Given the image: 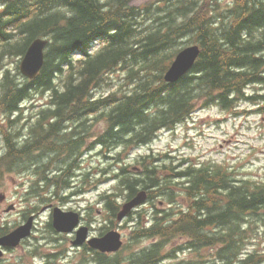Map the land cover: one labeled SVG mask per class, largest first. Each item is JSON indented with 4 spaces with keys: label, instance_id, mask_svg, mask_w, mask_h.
Instances as JSON below:
<instances>
[{
    "label": "trees",
    "instance_id": "1",
    "mask_svg": "<svg viewBox=\"0 0 264 264\" xmlns=\"http://www.w3.org/2000/svg\"><path fill=\"white\" fill-rule=\"evenodd\" d=\"M132 1L0 0V114L19 113L31 94L49 91L52 109L41 110L40 115H59L58 123L77 114L105 117L109 128L99 140L114 146L149 140L156 130L187 118L201 102H219L231 109L246 96L249 85L264 84V0H236V7L222 13L219 23L202 0H163L154 15ZM38 36L51 38L44 69L35 80L21 81L11 63ZM182 38L200 42L202 52L190 74L169 84L164 72L176 51L172 48L182 44ZM96 44L100 47L91 53ZM120 65L127 78L135 79V89L96 99L93 87ZM41 123L39 119L36 129H41ZM17 137L10 124L0 157L2 171L24 169V164L36 159L35 152L51 146L43 134H35L33 141L23 145ZM140 162L141 178L128 175L125 179L130 192L136 193L140 185L155 187L151 198L190 203L176 212L163 209L161 221L142 232L162 241L134 253L130 264H155L163 257L162 243L180 237L198 251L197 264L204 262L206 249L213 255L206 264H264L263 255L241 256L249 238L243 223L257 216L264 220V184L238 181L219 165H190L175 171L164 162L147 163L146 157ZM128 170L123 168L124 173ZM7 231L0 227V236ZM95 261L124 264L126 259L97 253Z\"/></svg>",
    "mask_w": 264,
    "mask_h": 264
},
{
    "label": "rangeland",
    "instance_id": "2",
    "mask_svg": "<svg viewBox=\"0 0 264 264\" xmlns=\"http://www.w3.org/2000/svg\"><path fill=\"white\" fill-rule=\"evenodd\" d=\"M158 1L159 0H134L133 3L143 6L151 3L156 4ZM230 1L232 0H222L223 8L227 7L228 2ZM145 25L146 22L141 19L140 28H144ZM184 43L176 45L172 49L178 50ZM12 65H15V63ZM15 73H18L17 70ZM123 79V71L120 69L116 70L110 74L109 80L111 84H109V86L106 85L104 88H99L97 94L99 97H103L117 92V90L124 92L135 89V79ZM248 92L254 95H263L264 86H252L248 89ZM44 95L46 97L42 94H38L32 103L26 105L27 109L25 117H23L21 121L19 119L13 123H4L0 118L1 154L2 149L5 146V137L2 131L7 130L9 125L12 124L13 131L24 129L25 126H29L27 128V133H30L32 122L27 124L25 118H29L36 113L40 108H38V106L47 105L48 94L45 93ZM205 106L206 107L203 105L198 106L197 108L199 109L192 115V117L176 128L160 131L150 145L130 149L128 151V155L130 154L131 156L130 160L137 159L140 155L149 152H166L172 156L171 161L175 165L181 163H186V165L191 163L200 164L204 162L213 164L220 163L229 168H233L234 171H236V174L239 175V178L245 177L258 182L264 181V104H253L250 101L242 100L239 103L238 110L235 114H231L229 111H223L216 105H211V103ZM92 118L93 117L91 116L90 119ZM63 125H72V123L68 124V122L65 121ZM97 125L98 127L105 126L104 123H97ZM4 132L6 133V131ZM65 133L66 132L62 131L61 135H64ZM43 155L44 153L40 155H37L36 153L37 160L35 159L34 161H37V164L34 166H39L43 160L47 161L50 158V155H47V157L43 159ZM107 155H109L108 152L101 153L98 149L94 155L87 154L85 164L86 166H93L96 164L100 169H106L109 167ZM132 163H134V160H132ZM134 164H136V162ZM24 165L27 166L26 164ZM29 165L33 166V164ZM134 171L137 170L135 169ZM31 174L33 173H7L6 170H4L0 175V196H6L5 200L0 202V220L2 223L4 222L10 227L19 225L21 221H23V215H25V213L28 214L29 210L27 209L33 208V203L38 205L36 210L38 212L36 213V230L34 231L33 237L27 240L28 242H25L19 248L13 251H8L2 261H0V264H33L35 259L33 257L34 254L39 255L35 262L40 263L41 260L44 261V259L41 258L43 255H54L52 252H56L58 255L54 264H81L82 258L80 253L77 254L75 250L69 249L67 245L55 248L57 245L63 243L64 240H61V237H58L57 235H55V238L53 237V232L51 233V230L48 228L49 226H47V220L49 219L48 211L43 209L48 203L63 207H79L81 205L82 210H85L89 204H92L96 207L95 216L97 221L95 223V228L99 233L101 228L103 231L105 225H107L106 223H108L106 213L104 212L102 215L99 214L100 211L104 210V204L101 203L100 195L116 193V195L119 196L116 197V199H119V202H123L122 200L124 199L125 192L121 191L122 187L120 186L119 178L112 172L110 174L102 173L101 176H99L101 179L96 186L90 188L83 196H80L82 200L81 202H79L80 200L72 199L70 202L64 203L60 199L55 198L48 200L45 203L42 199V190L39 186L33 187V191L35 189L40 190L37 192L39 199H37L36 194H34L35 197L29 195L28 189L33 183V177ZM38 174L40 175V172H38ZM139 176L141 177V175ZM78 177L79 176H76L73 180H79L80 177ZM167 178L170 182H174L171 178ZM159 201L160 200L155 201V204L157 203L156 207L159 205L160 207L165 208L166 206L159 204ZM12 204L17 205L18 208L12 212H6ZM153 208L154 202L151 201H148L147 204L139 208V210H147V215L144 214V219L146 216H150V214L152 216L153 211L150 213H148V211ZM254 220L256 221L254 223V239H252L249 247L250 250L256 249L259 252H264V222H261V220L257 218ZM131 225L132 223L126 228L122 227L120 229L121 232L125 234L124 238L130 248H135L137 251L141 249V247L144 248L157 240V238H151L134 242L131 239L130 234L132 230ZM185 242L186 240L181 239L171 240V242L167 244L164 254L167 255L171 249L178 250L181 245L185 246ZM65 249L67 258L61 260L59 254L61 253V250ZM127 253L128 255L130 254L129 249L127 250ZM21 255L25 256V260H23L22 263L18 260ZM191 258H196V252H191L189 249L182 248L170 256V258L163 260L162 264H187L188 259Z\"/></svg>",
    "mask_w": 264,
    "mask_h": 264
},
{
    "label": "water",
    "instance_id": "3",
    "mask_svg": "<svg viewBox=\"0 0 264 264\" xmlns=\"http://www.w3.org/2000/svg\"><path fill=\"white\" fill-rule=\"evenodd\" d=\"M46 41L41 38L35 39L29 46L26 56L21 64L22 71L30 76L35 77L44 63V47ZM200 50L198 46H191L181 51L172 67L169 69L166 79L171 82L178 81L193 65L196 58L199 56ZM146 199V192H141L137 198L127 203L124 206V210L120 213L119 219H122L130 210L143 202ZM56 227L59 230H72L79 222L78 214L67 215L60 210L56 211ZM65 216H71V218H66ZM32 220L23 226H20L13 232L6 236L0 237V246H17L20 241L30 235L32 228ZM80 237L77 243H83L87 236V228H82L79 232ZM119 234L112 232L108 236L102 239L92 240L90 243L93 247L101 249L103 251H115L121 247V242L119 241ZM3 255V251L0 248V256Z\"/></svg>",
    "mask_w": 264,
    "mask_h": 264
},
{
    "label": "bare ground",
    "instance_id": "4",
    "mask_svg": "<svg viewBox=\"0 0 264 264\" xmlns=\"http://www.w3.org/2000/svg\"><path fill=\"white\" fill-rule=\"evenodd\" d=\"M137 5V4H136ZM187 18V17H186ZM139 19V18H138ZM184 21H187V20H184ZM151 30V29H150ZM223 31V30H222ZM149 33V32H148ZM195 34V33H194ZM198 34V33H197ZM97 42V41H96ZM162 43V42H161ZM200 43V42H199ZM155 44V43H154ZM92 49V48H91ZM164 56V55H163ZM129 70V69H128ZM118 75V74H117ZM119 79V78H118ZM125 82V81H124ZM123 83V82H122ZM188 101V100H187ZM165 106V105H164ZM5 115V114H4ZM33 117V116H32ZM2 120V119H1ZM2 124V123H1ZM9 125V124H8ZM29 127V126H28ZM4 131V130H3ZM4 143V142H3ZM97 143H99V144H103V142L102 141H100V140H98L97 141ZM36 153H37V155L39 154H42V153H44V151L43 150H40V151H38V152H35V155H36ZM1 154V153H0ZM143 157H145V156H143V155H140L137 159H136V164H134V163H130L129 164V166H128V168H129V170L132 172V176H136V177H138V178H141L139 175H142L143 174V168H141L142 167V164H141V160H142V158ZM35 160V159H34ZM32 161L33 163H31V164H33V166L34 165H36L37 164V161L35 162V161ZM37 160V159H36ZM8 161H10V160H8ZM11 161H13V160H11ZM1 163V162H0ZM9 163V162H8ZM201 165H203V164H199V165H196V166H201ZM228 165V164H227ZM137 170V171H134V170ZM4 172V171H3ZM76 176H79V174H72L71 175V179L73 180ZM80 177V176H79ZM78 177V178H79ZM230 177V176H229ZM232 178V177H231ZM245 178V177H244ZM250 179V178H249ZM250 183V182H249ZM251 184V183H250ZM263 186V185H262ZM139 187H141V185L139 186ZM211 207V206H210ZM227 224V223H226ZM237 224V223H236ZM238 225V224H237ZM46 228V227H45ZM39 230V229H38ZM223 230V229H222ZM52 233V232H51ZM39 236V235H38ZM41 238V237H40ZM36 239V238H35ZM242 247V246H241ZM216 248V247H215ZM195 255V254H194ZM213 256V255H212ZM147 259V258H146ZM192 259V258H191Z\"/></svg>",
    "mask_w": 264,
    "mask_h": 264
}]
</instances>
